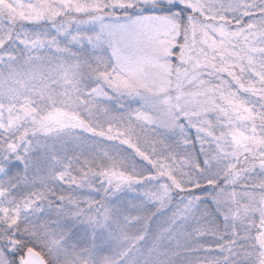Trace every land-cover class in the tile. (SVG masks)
<instances>
[{"label": "snow or ice", "instance_id": "6c2138e0", "mask_svg": "<svg viewBox=\"0 0 264 264\" xmlns=\"http://www.w3.org/2000/svg\"><path fill=\"white\" fill-rule=\"evenodd\" d=\"M0 264H264V0H0Z\"/></svg>", "mask_w": 264, "mask_h": 264}]
</instances>
